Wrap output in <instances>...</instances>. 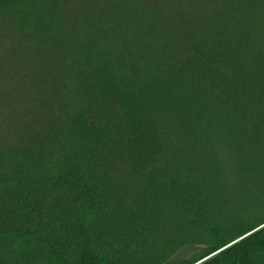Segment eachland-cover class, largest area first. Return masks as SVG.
<instances>
[{"label": "trees", "instance_id": "16d2710c", "mask_svg": "<svg viewBox=\"0 0 264 264\" xmlns=\"http://www.w3.org/2000/svg\"><path fill=\"white\" fill-rule=\"evenodd\" d=\"M0 264H264V0H0Z\"/></svg>", "mask_w": 264, "mask_h": 264}]
</instances>
